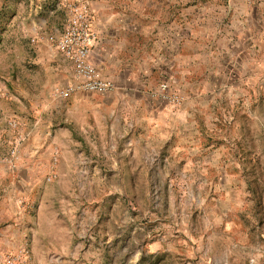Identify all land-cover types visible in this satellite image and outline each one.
Here are the masks:
<instances>
[{
  "label": "rangeland",
  "instance_id": "obj_1",
  "mask_svg": "<svg viewBox=\"0 0 264 264\" xmlns=\"http://www.w3.org/2000/svg\"><path fill=\"white\" fill-rule=\"evenodd\" d=\"M0 2V185L29 224L3 264H264V63H209L196 132L125 146L105 93L28 82L11 36L30 2Z\"/></svg>",
  "mask_w": 264,
  "mask_h": 264
},
{
  "label": "crops",
  "instance_id": "obj_2",
  "mask_svg": "<svg viewBox=\"0 0 264 264\" xmlns=\"http://www.w3.org/2000/svg\"><path fill=\"white\" fill-rule=\"evenodd\" d=\"M28 1V9L14 14L11 38L19 50L32 53L28 82H46L49 91L57 83L75 82L76 77L71 62L46 37L61 34L71 18V4L88 5L96 32L90 59L116 85L105 93L109 102L103 109L112 119L111 136L116 142L124 136L125 146L133 145L136 133L145 142H164L174 124L182 136L196 132L197 101L211 102V97L201 95L212 89L209 63L218 67L264 63V0ZM217 41L218 48L213 46ZM37 69L43 71V81ZM161 83L169 85V98L160 90ZM86 97L94 98L80 92L73 95L78 101ZM136 109H142L143 119H134ZM90 118L83 114L84 127L90 126ZM3 164L0 158V180ZM14 199L18 196L7 201L0 185V264L21 238V227L29 226L21 223L28 215H21Z\"/></svg>",
  "mask_w": 264,
  "mask_h": 264
},
{
  "label": "built area",
  "instance_id": "obj_3",
  "mask_svg": "<svg viewBox=\"0 0 264 264\" xmlns=\"http://www.w3.org/2000/svg\"><path fill=\"white\" fill-rule=\"evenodd\" d=\"M95 39L92 14L87 4L73 9L71 18L60 35L48 36V40L71 62L74 68L76 80L60 91L63 97L78 91L103 94L116 88L115 83L104 78L99 68L90 59ZM160 88L169 98L167 84H161ZM18 262H14V258H8L9 264H20Z\"/></svg>",
  "mask_w": 264,
  "mask_h": 264
}]
</instances>
